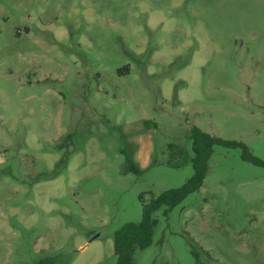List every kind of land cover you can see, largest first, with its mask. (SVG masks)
Listing matches in <instances>:
<instances>
[{
	"label": "rangeland",
	"instance_id": "1",
	"mask_svg": "<svg viewBox=\"0 0 264 264\" xmlns=\"http://www.w3.org/2000/svg\"><path fill=\"white\" fill-rule=\"evenodd\" d=\"M193 126L264 162V0H0V264H115L114 233L192 176L168 145ZM242 152L213 148L135 264H264Z\"/></svg>",
	"mask_w": 264,
	"mask_h": 264
},
{
	"label": "trees",
	"instance_id": "2",
	"mask_svg": "<svg viewBox=\"0 0 264 264\" xmlns=\"http://www.w3.org/2000/svg\"><path fill=\"white\" fill-rule=\"evenodd\" d=\"M191 147L190 152L175 144H169L168 149L171 151V157L179 156L178 162H169L173 167H182L190 162L193 173L189 180L180 188L166 191L157 198L145 203L142 199V219L138 223H128L117 230L113 235V251L116 258L115 264H135L134 255L150 246L154 228L157 224L153 214L160 208L169 211L172 207L181 202L188 194L197 191L203 183L208 171V161L213 153L215 146L226 148L242 149L243 157L256 165H264L263 161L258 160L251 155L247 147L235 141L223 140L201 131L198 127L193 126L190 130ZM128 163L127 171L137 172L136 166L129 157L126 158ZM205 254L208 252L204 251Z\"/></svg>",
	"mask_w": 264,
	"mask_h": 264
}]
</instances>
